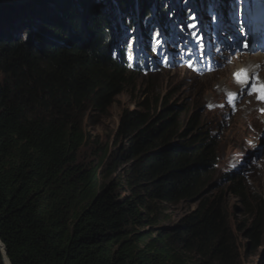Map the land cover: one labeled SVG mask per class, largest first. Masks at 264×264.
<instances>
[{"label": "trees", "instance_id": "trees-1", "mask_svg": "<svg viewBox=\"0 0 264 264\" xmlns=\"http://www.w3.org/2000/svg\"><path fill=\"white\" fill-rule=\"evenodd\" d=\"M35 1L0 4V241L10 264H242L241 241L249 254L262 245L264 196L223 173L243 204L238 218L235 206L223 208V192H201L217 154L198 113L180 130L174 105L141 99L122 111L112 148L79 160L86 120L146 67L138 54L140 63L116 56L109 14L120 7L128 29L138 8L152 33L155 0H106L105 10L101 0ZM191 198L177 221L159 223L163 205Z\"/></svg>", "mask_w": 264, "mask_h": 264}, {"label": "rangeland", "instance_id": "rangeland-1", "mask_svg": "<svg viewBox=\"0 0 264 264\" xmlns=\"http://www.w3.org/2000/svg\"><path fill=\"white\" fill-rule=\"evenodd\" d=\"M36 1V4L42 5L49 1L56 5V2L63 0ZM205 1L212 0H198L197 4L187 5L188 10L181 9L180 16L174 17L172 15L171 18L169 16L170 24H176L180 31V39L174 52L169 51L168 46L166 48L161 47L159 51V46L165 44L163 42L164 33L160 35L157 29L154 40L158 43L154 46V52L145 51L138 43L135 44V48L131 38L126 39L123 35L122 37L120 35L114 36L118 43L116 47L122 46L126 41V47L130 50L139 49L138 55L140 57L138 58L144 61L147 67L128 78V84L121 92L113 96L102 115H92L86 120L84 129L87 133L88 142L80 149L79 160L96 161V150L112 148L114 146V133L122 111L134 108L141 99L162 100L167 105H174V114L179 116L181 122L180 130L185 129V121L196 112L200 116L202 126L204 124L211 127L217 154L216 165L208 173L209 178L203 192L207 191L210 195L214 192H223L221 201L223 208L228 212H233L235 206L234 212L240 218L239 213L243 209V204L237 196L226 191V184L224 183L226 179L222 177V174L226 172L235 173L241 177L245 188L255 190L256 193L264 196V111H261L264 106L262 105L263 101L258 100L254 93L249 94L246 90L250 88L251 83L264 84V63L259 64L258 67L249 63L250 58H255L259 54L264 55V53L239 52L226 57L216 52H210L213 59L211 64L207 59L208 52L203 53V58L200 52L196 51L200 44L197 29L192 31L190 35L188 25L193 23L201 26L200 32L203 34L201 41H204L206 45L208 44L207 46L210 48L216 40V35H213L214 37L209 35L231 29L234 24L230 16L231 7L227 0H220L224 2V5L217 9L214 14L208 12L207 15L203 16L198 9L203 6ZM97 3L99 10L106 9V0ZM133 3L134 1L131 2V4ZM177 4L180 7L182 5L179 0ZM119 8H112L113 14H109L110 17L117 20L116 28H121L119 25L123 26L122 20L119 19L121 12ZM239 9L236 10L239 11ZM116 11H119L118 14ZM193 14L195 19L191 20L190 23L187 22L186 20ZM213 15L218 17L215 22L212 20ZM132 17L135 18V14H132ZM113 25L115 24L113 23ZM162 26L164 30L167 29L165 21H162ZM133 27L134 29L137 28L135 25ZM170 30L173 33L172 26ZM194 37L197 39L196 43L192 39ZM129 42H131V47H129ZM194 62L200 63L194 66ZM217 62H222L225 67H220L218 71L215 69L209 71V65ZM248 67L249 71L251 68V71L250 73L247 72L250 79L246 84L242 83V77ZM234 73H241L239 82L234 78ZM178 105L183 107L177 108ZM121 174V170L108 177L100 174L99 184L116 179ZM122 183L124 185L119 188V191L125 192L127 191V184L123 181ZM191 206V201L163 205L161 212L165 213L168 218L159 220V223L170 224L177 221ZM230 226L234 231L233 225ZM263 247L264 231L262 245L253 254L244 251L245 247L241 241L242 264H256Z\"/></svg>", "mask_w": 264, "mask_h": 264}, {"label": "clouds", "instance_id": "clouds-1", "mask_svg": "<svg viewBox=\"0 0 264 264\" xmlns=\"http://www.w3.org/2000/svg\"><path fill=\"white\" fill-rule=\"evenodd\" d=\"M230 7H231V18L234 22L233 27L231 29H226V30H222L217 32V34H210L209 36L212 37L213 35H216V40L213 42V44L210 47V52H216L218 54L224 55L226 57H230L232 56V54L235 52L236 47L239 45L238 42V36L240 35L241 31L240 29H251V30H256V34H257V38L258 40L264 41V0H243L242 5L238 4V5H233L232 4V0H227ZM178 0L173 4L174 6L178 5L177 4ZM180 2L182 3V0H180ZM210 3V8H207L205 6H201L198 11L203 14L206 15V11L212 12L213 14L216 12L217 9H220L223 5L224 2L220 1V0H212V1H208ZM197 4V1L194 3ZM163 5L166 6L165 4V0L161 1V0H155L154 1V12H151L152 14V19H150V22H154V25L152 26L153 31L152 33H149L146 28L149 26L148 25H141L140 24V12L139 9L137 8L136 13H135V18L131 17V20L133 22L138 23L141 27L139 28H135L133 27V22L129 21L128 23L124 22V25L128 24L129 28H115V35H123L124 37H128L133 39L135 42H137L138 44H140L142 46V48L145 51H153L154 52V46L156 43L154 40V35H155V30H159V33H164V48H166L168 46V50L169 51H175L176 50V46L178 44V42H175V38L177 37V39H180L178 35V33L180 31H178V27L177 26H172V24L167 22L166 17H160L161 15H157L156 12L158 11L159 8H161ZM179 6V5H178ZM119 7V5H118ZM159 7V8H158ZM167 7H169L167 5ZM243 8V12L242 14H240V17L242 19H246L248 17V15L250 14L249 11H252L254 13V18H251V23L250 26H247L245 24V22L243 20L237 19L234 15H233V8L237 9V8ZM205 9V10H203ZM120 10V8H119ZM119 12V11H118ZM121 12L119 14V16H121ZM166 16V15H165ZM147 18V17H144ZM162 21L166 22V26L167 29L164 30L163 26H162ZM173 27V30L175 29V31H173L175 33V37L172 33V31L170 30V27ZM168 33L170 34V37L168 36ZM167 36V37H166ZM214 37V36H213ZM153 41L152 46H150V41ZM193 39V38H192ZM195 42H197V39H193ZM200 41L199 46L197 47L196 51H199L201 56H203V53H205L204 48L201 46V39H198ZM208 45V44H207ZM161 47H163V45L159 46V51L161 50ZM172 47V48H170ZM252 49H254L253 52H255V47L252 46ZM118 52L116 54V56H118L120 59H124L126 62L130 63V62H136V63H140L135 61L132 58L133 54H138L140 52L139 49L137 50H130L128 47L126 46H118L117 47ZM199 56V57H201ZM204 58V56H203ZM203 61V60H202ZM206 63V62H205ZM144 66L147 67V65L141 63ZM145 67V68H146ZM220 67H225L222 62H217L214 63L212 65H209V71H213L214 69L216 71H218L220 69ZM144 68V69H145ZM250 79V77H249ZM232 93H235V91H232ZM255 96H257L254 93ZM262 105L264 106V101L262 103ZM233 174V173H231ZM261 247V246H259Z\"/></svg>", "mask_w": 264, "mask_h": 264}, {"label": "bare ground", "instance_id": "bare-ground-1", "mask_svg": "<svg viewBox=\"0 0 264 264\" xmlns=\"http://www.w3.org/2000/svg\"><path fill=\"white\" fill-rule=\"evenodd\" d=\"M176 1L177 0H165V4L169 6V8H168L169 9V13L171 12L170 18L173 17L172 15H174V17L180 16L181 9H183V7H184L183 4H182L181 7H179V6L175 7L173 4ZM187 8H188V6H187ZM249 12H250V14L248 15V17L246 19H242L240 17V15H239V19L240 20H243L247 26H250L251 18H254V13L252 11H249ZM169 13L167 15H169ZM190 20L191 19L188 18L186 21L190 23L191 22ZM196 29H197V34L200 36V37H198V39H202L203 38V36H202L203 34L200 32L201 31V26H199L197 24H195V28H190V33L189 34L191 35L192 31H194ZM243 30H244L243 34L240 33V35L238 36V42H239V45H240L244 41V39H247L248 40V47L247 48H243V47H240L238 45L236 47L234 53H239V52H247V53H260V52H263L264 53V41H261L260 42L258 40L257 34H256L257 31L256 30H251V29L249 30L247 28H244ZM120 37H122V35H120ZM194 39H195V37H194ZM252 46L255 47V49H256L255 52H253L254 49L251 48ZM211 55L212 54L210 52H208L207 59L210 62V64L213 61ZM199 63L200 62H197V63L194 62L193 65L195 66V65H198ZM249 63L256 65V67L260 66L259 64H263L264 63V55L259 54L255 58H250L249 59ZM249 67L246 69V72H248V73H250V71H251V68H250V71H249ZM238 68H240V66H238ZM242 83H244V80L243 79H242Z\"/></svg>", "mask_w": 264, "mask_h": 264}, {"label": "snow or ice", "instance_id": "snow-or-ice-1", "mask_svg": "<svg viewBox=\"0 0 264 264\" xmlns=\"http://www.w3.org/2000/svg\"><path fill=\"white\" fill-rule=\"evenodd\" d=\"M242 3H243V0H232L233 5H238V4L242 5ZM232 11H233V15L237 19H239V15L242 14L243 8L241 7L239 9V11H237L235 8H233ZM217 18L218 17L216 15H213L212 16L213 22H215L217 20ZM189 19L194 20L195 15L194 14L190 15ZM188 26H189V28H195V24H189ZM240 31H241V34H243L244 30L240 29ZM131 46H132L131 42H129V47H131ZM239 46L243 47V48H247L248 47V41L244 40ZM189 66H191V64H189ZM234 78H236L237 81L239 82L241 79V73H234ZM243 80H244V83H246V84L249 81V77H248V74L246 71L243 73ZM246 90L249 92V94L255 93L257 95L258 100L264 101V84L251 83L250 88H248ZM261 111H264V109H262ZM257 147H259V146H257Z\"/></svg>", "mask_w": 264, "mask_h": 264}, {"label": "water", "instance_id": "water-1", "mask_svg": "<svg viewBox=\"0 0 264 264\" xmlns=\"http://www.w3.org/2000/svg\"><path fill=\"white\" fill-rule=\"evenodd\" d=\"M30 2V1H35V0H16L14 2H12L11 0H1V3L0 4H9L10 6H15V5H20V4H23L25 2ZM4 11L3 7L0 9V12ZM205 188V187H204ZM204 188L202 189L201 192H203ZM194 198H191L190 201H192ZM0 252L2 253V256H3V262L4 264H10L7 256H6V249L4 247V245L2 244V242L0 241ZM264 259V247L261 249V252L259 253V257L256 261V264H261L262 261ZM7 261V262H6Z\"/></svg>", "mask_w": 264, "mask_h": 264}, {"label": "built area", "instance_id": "built-area-1", "mask_svg": "<svg viewBox=\"0 0 264 264\" xmlns=\"http://www.w3.org/2000/svg\"><path fill=\"white\" fill-rule=\"evenodd\" d=\"M196 1L198 0H188V2L191 3V5H193Z\"/></svg>", "mask_w": 264, "mask_h": 264}]
</instances>
